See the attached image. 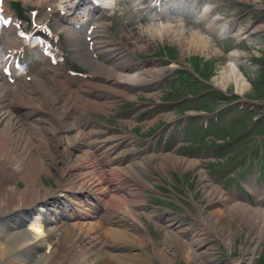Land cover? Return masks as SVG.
<instances>
[{"label": "rangeland", "instance_id": "1", "mask_svg": "<svg viewBox=\"0 0 264 264\" xmlns=\"http://www.w3.org/2000/svg\"><path fill=\"white\" fill-rule=\"evenodd\" d=\"M18 3L21 8L36 6L39 10L38 7H41L31 4L29 0H18ZM224 3V6L215 9L223 21L229 22L238 28L249 29L248 24L250 23H254L252 27L260 26L253 32L254 34L249 40H237L235 37L228 35L222 38L212 35L209 48L204 52L199 53L191 48L187 53H183L182 48L173 43V36L165 33L159 39L155 37L151 44L134 51L139 56L147 58L145 59L147 61L154 55L174 57L177 67L173 69V73L178 69L185 70V64H187L190 65L191 69L189 70L194 76L186 77L183 72L179 71L177 81H184L188 78L189 84L196 86L198 83H203V80H207L215 84L214 86L213 84H205L206 86L202 84L192 90L186 88L181 94H178L177 90L161 89L163 84L153 88L154 93L130 88L128 92L134 94L135 98L133 100L125 99L124 102L127 103L120 108L108 106L109 110L102 107L97 108V110L86 109L85 111L81 108L80 114H83L82 117H91L111 125L113 130L109 129L108 140L111 139L110 136L120 138L122 132L130 131L141 137H147L152 131L145 133L146 129L141 122L147 123L144 121L152 120L149 123L159 128L161 125L172 119H178L180 116L189 117L186 113L194 111L192 110L193 107L207 108L210 112L220 111L215 113L214 119L209 121L206 128L198 127L196 132L190 130L196 127L195 120L191 119L188 122V132H183V126L179 125L177 126V133L175 132V136L173 135L171 140L169 137L166 141L165 137L163 139L152 137L157 140V144L153 146L152 143L146 142L148 138H143L141 143H134L135 146H127L115 151L114 157H116L117 164H120L122 160H124L123 164L128 161L140 163L144 168V173L137 170H128V173H125L121 169L110 171L111 176L119 175L122 177L125 180L122 185H128V187L130 185L135 194L127 195L118 188H108V193L125 201H131L132 203H127L130 205H124L127 208L125 210L130 211L133 217L136 215L135 217L142 221L146 230L143 227L125 225L123 220L130 215L124 212V208L116 207V210L113 211L114 208L107 206L108 208L105 209L106 204H104L103 196L102 199L98 196L100 204L98 213L90 212L92 208L87 204H83V207L86 205L89 208L87 217L81 216L79 220L60 218L46 223V226L53 229L54 232L46 237H49L50 246L48 248L44 247L45 243H42L41 246L47 249L48 254L54 260H61L62 255L67 256L59 264H71L63 249V243L57 236L59 233L53 227L56 224L55 222L61 223L62 221L67 223L78 221L77 226L85 229L89 226V223L95 225L92 230L99 237L96 239L100 245L96 247L98 245V242H96L92 249L96 250L98 248L101 256L97 253L92 254L97 261H91L90 264H114L113 258L110 259V252L143 254L145 257L142 261L143 264H235L240 258L241 253L237 244L242 241L246 234L248 235L249 229L244 221L239 223L241 215L236 216V218L232 217L233 219L228 216V204L231 202L239 203L240 206L249 210L254 209L264 212V104L259 106V110L255 109L247 112L238 107L239 105L245 106L248 103L247 100L244 102L243 98H260L257 100L264 102V0H225ZM112 12V32L120 42L123 25L127 21L134 20L135 22L130 25L134 29L139 25V18L136 19L128 5L121 0L116 3V7ZM162 18L166 19L165 17ZM178 19L183 20L186 24H191V26L196 23L193 18L190 19L189 17H169L173 25L177 23ZM202 25L203 22L201 21L200 26ZM109 26V23H107L108 28ZM79 32L83 34L82 31ZM214 44L220 49L216 53L211 50ZM84 47L80 39V44L78 48L73 49L72 56L77 64L86 68L87 72H91L94 65L93 57L86 54ZM235 49L245 52L244 54H237L241 60L240 70L248 82L247 88L241 92L235 89L232 81H228L225 86H220L218 81L214 79L228 61L227 53ZM199 55L202 56L204 64L196 57ZM82 57H87L91 61L85 65L82 62ZM164 64L168 65L169 62L167 61ZM165 70L169 72H167L166 77L173 75L171 69L165 68ZM190 77L191 79H189ZM66 81L71 86L81 83L75 79H66ZM150 86L152 88L153 83ZM176 87L178 86L176 85ZM204 90H207L206 93H208L206 94L207 100L203 101L204 97L198 99L192 97V95L196 96L198 93H203ZM166 91L172 93V95L169 94L170 96L167 97L169 100H164L179 103L176 110L174 109L175 105L169 102L160 103L162 106L153 104L148 107V105H144L149 102L148 100L157 102L162 99L159 97H163ZM232 92L240 95H229ZM136 98L140 99L142 103H139L140 101L138 102ZM194 98L196 101H194ZM248 104L250 105V103ZM137 106H140L139 109H137ZM213 108L214 110H212ZM130 115L134 116L138 123L126 122V118ZM166 133L167 130H165ZM179 144H181V147H178ZM175 147L178 148L175 149ZM129 154H132V156L128 157ZM187 159L195 162L187 166L185 162ZM140 173L146 174L149 180L145 179ZM203 174L219 188L213 195H205V188L208 184L206 179H203ZM40 178L45 186L58 188L54 177L42 173ZM247 181L251 183L248 185L246 184ZM9 182L12 181L0 171V186ZM171 183L172 188L169 185ZM17 185L20 188L24 187L21 178H17ZM181 196L186 201L183 198L180 199ZM222 196H226L228 201L223 200ZM179 199L182 206H180ZM140 203L146 204L148 208L140 209ZM120 204L115 205L119 206ZM83 207L79 208L83 210ZM207 211H213L214 213L208 214ZM169 218L174 220L172 221L173 224L170 223L171 226L182 232L179 233L178 238L170 235L169 241L162 246L161 236L163 230L160 226L170 222ZM233 220L237 223V227L228 226L230 225L229 221ZM218 225L224 227V229H218ZM7 226L6 224L5 227ZM110 228L119 232H127L126 234L129 236L120 240L112 234ZM7 230L12 231V228L9 227ZM221 231H225L226 235ZM253 231L257 235L254 228ZM192 235H196L194 239L197 240L202 238V244L199 242L191 248L195 247L196 252L207 251L212 258L215 257V263L203 258L202 260H195L192 256H186L184 245L185 242L190 243ZM259 235L264 236V234ZM261 244L262 248H260V253L257 254L256 259L249 260L248 263L264 264V237ZM37 249L35 245L27 248L26 252H36ZM170 254H173V257ZM7 260L5 257H1L0 261L2 262L0 264H7L5 262Z\"/></svg>", "mask_w": 264, "mask_h": 264}, {"label": "bare ground", "instance_id": "2", "mask_svg": "<svg viewBox=\"0 0 264 264\" xmlns=\"http://www.w3.org/2000/svg\"><path fill=\"white\" fill-rule=\"evenodd\" d=\"M29 2L49 7L48 11L43 9L40 15L44 18L55 17L59 29L64 28L72 39L74 35L71 33V26L81 27L93 22L96 27L91 34H88L91 53L95 54V58L92 59L94 65L91 70L93 81H87V87L82 83L70 86L64 78L55 74L51 76V82L35 77L34 82L39 85L38 88L28 86L27 82L18 88V85L10 83L0 73V171L12 181L0 186V258L8 259L5 261L7 264H59L67 256L62 255L61 260H54L48 254L46 248L50 246V242L49 237H46L54 231L46 226V220L49 222L60 218L79 220L81 214L75 209L72 215L67 216L68 201L60 200L67 193L76 196L87 195L88 203L95 199L94 204L97 207H100L98 196L100 199L103 196L105 209L108 208L107 206L114 208L113 211L116 207L124 208V212L130 215L124 218L125 225L145 229L136 215L133 217L130 211L125 210L127 208L124 205H130L127 203L131 201H125L108 193V180H104L103 172L96 162V148L92 146L93 139L98 140L99 137L92 132V127L82 124L84 117L80 114L81 108L85 111L107 106V97L116 92L132 99L134 96L128 92L130 86L140 85L145 81L149 83L150 76H152L150 79H155L162 67L153 62L141 63L132 59L134 50L152 43L148 39L161 38L166 33L173 36V43L182 48L183 53H187L191 48L202 53L209 48L212 35L221 38L227 35L240 38L244 36L245 31L243 28L233 27L226 21H219L218 12L213 5L214 0H200L199 3L190 0L189 6L185 7L179 6L175 0H161L157 7H153L149 1L128 0L132 6L130 11L134 16L145 14L151 18V21L147 19L140 21L134 29L130 25L135 21H127L120 33L121 41L118 42L112 36L104 34L101 24L105 20V14L111 13L119 0H29ZM181 10L192 11L196 20L203 21V26H191L183 20H178L172 25L167 17L175 14V11L180 14ZM164 14L167 19L162 20ZM143 17L147 18L144 15ZM259 27L251 26V33ZM16 42L15 34L10 30L0 29V59L6 58L12 52ZM86 49L88 50L87 47ZM211 50L216 53L219 48L214 44ZM238 53L244 52L235 49L227 53L228 61L214 79L220 86L232 81L235 89L241 92L247 88L248 82L240 71L241 60L237 56ZM89 61L91 59L85 58L84 64ZM49 68L55 72L61 69L59 65ZM101 75L102 79H99L98 76ZM111 78L114 81L105 83ZM101 96H103L102 100H96ZM126 122H135L134 116L126 118ZM185 162L190 166L195 161L187 159ZM127 168L140 172L143 167L140 163H132ZM42 173L54 177L58 188L45 186L40 178ZM17 178L22 179L23 188L17 185ZM203 179H206L208 184L205 188L206 196L213 195L219 190L205 174ZM120 189L127 195H134V190L127 186H121ZM222 199L228 201L225 196H222ZM47 200L52 207L45 205ZM143 206L145 204H139L140 209H143ZM227 210L230 218L241 215L239 223L244 221L248 226V235L246 234L244 241L250 242L254 239L253 228L257 235L264 234L263 211L249 210L234 202L228 204ZM48 211L50 215L47 217ZM77 222H55L53 227L59 233L57 236L63 243V249L71 264L96 262L92 254H99V251L98 248L92 249V246L98 242L96 247H99L100 243L96 239L99 237L92 230L95 225L89 223L85 229L77 226ZM229 222L228 226L237 227L234 220ZM170 225L168 223L166 226H160L163 230L162 246L169 241L170 235L174 238L179 236L180 230L173 229ZM9 227L12 231L7 230ZM218 229L222 230L224 227L218 225ZM110 231L120 240L129 236L127 232H119L111 228ZM221 232L226 235L225 231ZM195 236H191L190 243L185 242L186 256H192L195 260L203 258L211 261L212 257L207 251L196 252L195 247L191 248L199 242L194 239ZM42 243H45V249L41 246ZM35 245L38 248L36 252H26L27 248ZM255 247L251 246L249 249ZM242 249L244 255L247 248L242 247ZM109 255H111L110 259L113 258L114 264H143L142 261L145 259L143 254L129 252H110ZM170 256L173 257V254Z\"/></svg>", "mask_w": 264, "mask_h": 264}]
</instances>
